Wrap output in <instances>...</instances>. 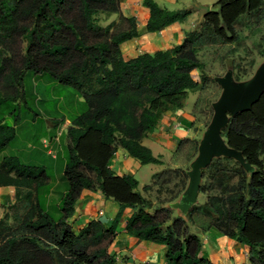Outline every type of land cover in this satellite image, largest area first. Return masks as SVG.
<instances>
[{
    "label": "trees",
    "instance_id": "16d2710c",
    "mask_svg": "<svg viewBox=\"0 0 264 264\" xmlns=\"http://www.w3.org/2000/svg\"><path fill=\"white\" fill-rule=\"evenodd\" d=\"M143 6L150 12V33L183 23L193 13L170 11L154 0H143ZM214 7L217 10L204 15L200 28L186 32L182 44L126 61L121 45L138 32L136 19L125 17L121 0H0V83L16 82L25 98L27 74L49 76L80 93L87 105L68 129V189L59 220L40 202V192L50 182L46 169L12 155L0 160V188L16 189L12 207L22 199L28 203L15 226L0 217V264H124L110 247L127 208L134 210L126 223L127 235L165 246L166 264H213L203 255L201 237L212 229L248 246L250 264H264V94L252 110L231 118L223 132L251 169L233 159H215L203 172L200 194L206 201L194 205L187 216L172 207L188 187L187 169L154 175L152 184L144 187L150 193L159 186L154 203L139 191L134 176H118L109 167L120 148L142 165L163 164L143 139L164 112L182 108L190 91L211 80L199 58L203 47L237 43L236 26L243 17L261 13L264 0H218ZM113 14L128 27L116 30L115 22L101 24V16ZM229 69L237 81L247 80L233 62ZM12 100L0 99V107ZM5 117L0 118V154L16 138V129ZM199 142L186 139L177 153L187 144L198 152ZM172 183L163 197V188ZM84 190L100 191L120 205L111 228L100 221L78 229L69 224Z\"/></svg>",
    "mask_w": 264,
    "mask_h": 264
},
{
    "label": "crops",
    "instance_id": "0c3cea01",
    "mask_svg": "<svg viewBox=\"0 0 264 264\" xmlns=\"http://www.w3.org/2000/svg\"><path fill=\"white\" fill-rule=\"evenodd\" d=\"M160 7L170 11L194 10V13L183 23H175L158 32L150 33L147 30L146 21L150 16L149 9L143 6V0H121V5L126 18H135L138 36L121 45L123 57L126 61L132 60L143 53H154L172 49L174 46L182 44L185 34L194 30L198 24L203 22L202 16L197 12V6H202L204 0H154ZM193 1V2H192ZM206 4V3H205ZM114 15V17H113ZM108 16V24L115 22H125L119 15ZM197 17V18H196ZM127 24V23H126ZM195 94L194 98H190ZM199 88L189 92L182 108H172L164 112L159 119L156 129L147 135L142 141L143 145L150 148L155 157L159 158L163 164L142 165L134 159L124 149H118L109 162V167L118 176L131 175L139 181L141 193L151 199L152 192L146 193L144 187L151 185L153 177L165 169H176L182 166L181 161L176 160V154L181 143L186 140L199 138L200 126L196 120L195 108L199 99ZM81 113L76 115L70 122L53 120L47 126L49 132L54 136L52 144L61 143L65 135V128H70L73 120ZM71 144L69 139L68 145ZM52 152L49 151L48 154ZM58 160L59 156L55 155ZM67 189L64 190L63 196ZM15 187L0 188V204L9 205L15 202ZM50 190L45 192L43 200L40 198L45 209L48 206L47 196ZM7 197V203L4 198ZM62 202V201H61ZM61 202L58 204L57 220L62 217ZM47 210V209H46ZM120 212V205L112 199H106L100 191L84 190L75 205V215L69 220V224L74 229L85 226L92 221L102 222L107 229L111 228L114 220ZM134 210L125 209L122 221L117 229V237L110 247V251L117 256V260L124 264H166L165 255L167 248L152 242H144L140 239L130 237L126 233L127 220L133 215ZM193 232L198 233L197 227H192ZM202 252L206 259L213 264H250L249 247L238 244L231 238L226 237L216 229H212L201 235Z\"/></svg>",
    "mask_w": 264,
    "mask_h": 264
},
{
    "label": "rangeland",
    "instance_id": "374dc122",
    "mask_svg": "<svg viewBox=\"0 0 264 264\" xmlns=\"http://www.w3.org/2000/svg\"><path fill=\"white\" fill-rule=\"evenodd\" d=\"M204 1L202 6L193 3L194 9L202 16L201 21L208 11L217 10L214 5L218 0ZM100 18L103 26L110 22L107 17L101 16ZM201 25L202 22L197 27L200 28ZM127 27L125 22H120L115 29L124 30ZM236 30L239 34L237 43H209L203 47L199 54L200 60L206 65V73L211 78L206 85L201 84L198 87L200 95L195 108V116L198 124L201 125L199 129H202L203 133L213 117L212 103L218 100L222 92L215 78L224 76L228 71L229 64L233 62L236 67L247 74L245 79L248 80V77L250 79L264 61V10L259 14L243 17L236 26ZM24 90L25 98L22 97V87L16 82L4 81L0 83V99H15L0 107V118L6 116L5 123L16 129L15 140L3 154H0V160L4 154L12 155L19 157L25 164L46 169L50 182L41 190L40 198L43 200L45 192L50 190L46 209L57 220L58 204L62 201L64 190L68 189V183L64 179V169L70 137L68 128H65L62 142L52 144L51 140L54 136L49 132L47 124L53 120L70 122L79 113H84L87 110V105L80 93L70 86L56 83L49 76L37 77L32 73L27 74L24 79ZM190 96V98H194L195 94ZM203 133L200 131V140ZM49 151L52 153L48 154ZM55 155L59 156L58 160L54 159ZM197 156L198 152H196L195 146L187 144L176 154L175 159L181 161L182 166L179 168L190 170V165ZM173 184L163 188L165 192L162 194L163 197L167 196L166 189L173 188ZM158 188L159 186L154 187L152 197L156 198ZM139 191H142L141 187ZM26 192V189H22L21 195H25ZM2 200L3 198H0V201ZM4 200L7 203V197ZM205 201L206 196L200 194L199 203L204 204ZM12 204H0V217L8 225L15 226L18 219L25 213L28 203L22 199L16 203L15 207H12Z\"/></svg>",
    "mask_w": 264,
    "mask_h": 264
},
{
    "label": "water",
    "instance_id": "95a60500",
    "mask_svg": "<svg viewBox=\"0 0 264 264\" xmlns=\"http://www.w3.org/2000/svg\"><path fill=\"white\" fill-rule=\"evenodd\" d=\"M222 92L217 101L212 103L213 117L199 142L198 156L187 171L189 184L180 200L172 207L187 216L194 205L199 202L200 189L204 171L215 159L229 158L250 170L251 165L243 153L229 146L223 136L230 119L238 114L252 110L264 94V61L259 65L254 75L245 81H237L234 71L229 69L222 77H216Z\"/></svg>",
    "mask_w": 264,
    "mask_h": 264
}]
</instances>
